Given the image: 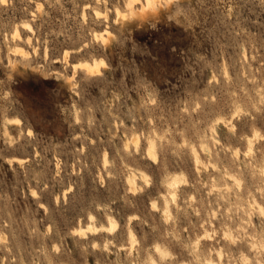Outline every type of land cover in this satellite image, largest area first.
Returning <instances> with one entry per match:
<instances>
[{
    "label": "rangeland",
    "instance_id": "obj_1",
    "mask_svg": "<svg viewBox=\"0 0 264 264\" xmlns=\"http://www.w3.org/2000/svg\"><path fill=\"white\" fill-rule=\"evenodd\" d=\"M124 2L0 3V264H264V0Z\"/></svg>",
    "mask_w": 264,
    "mask_h": 264
},
{
    "label": "bare ground",
    "instance_id": "obj_2",
    "mask_svg": "<svg viewBox=\"0 0 264 264\" xmlns=\"http://www.w3.org/2000/svg\"><path fill=\"white\" fill-rule=\"evenodd\" d=\"M135 1L136 0H126V2H124V4H125V8H124V10H120V9H118V8H116L115 10H116V15H115V17H117V19H121V20H126V19H129V18H132V17H141L143 14H148V13H150V12H152V10H155V7H156V3H157V0H142L141 2L142 3H140L141 4V6L138 8V10H136V8L134 7V3H135ZM140 2V1H139ZM115 8V7H114ZM156 11V10H155ZM155 11H153V12H155ZM95 14L96 15H100L101 14V12L100 11H98V10H95ZM105 16H106V14H105ZM22 23H23V21H22ZM21 23V24H22ZM24 25H26L27 27H30V25L27 23V22H24L23 23ZM104 30V29H103ZM14 33H12L13 35H17L18 37H20L19 35V31H18V28H17V25H16V28L14 29V31H13ZM11 34V35H12ZM10 35V36H11ZM97 38H99V39H102L103 41L105 40V33H99V32H95V34H94ZM107 36V35H106ZM12 37H14V36H12ZM12 47V46H11ZM19 46H14L13 48H8L9 50H13V51H16V52H19V53H21V54H24L25 52L23 51V48L22 49H20V48H18ZM7 49V48H6ZM46 52V51H45ZM46 54V53H45ZM10 57V56H9ZM244 57H245V54H244ZM10 59V58H9ZM9 61V60H8ZM68 62V61H67ZM104 61H103V58L102 57H93L92 59H90V60H86V59H84V60H81V61H79V62H77L76 64H73V66H72V68H73V70H74V72L76 71V69H77V67H81V68H83L84 70H85V72L86 73H88V74H91V75H95V74H97L98 72H100V66H101V64L103 63ZM105 65V64H104ZM225 72V71H224ZM73 73V72H72ZM72 76V75H71ZM253 78V77H252ZM230 82H231V80H230ZM237 103V102H236ZM238 105V104H237ZM236 105V106H237ZM238 107V106H237ZM239 108V107H238ZM236 109V108H235ZM240 110V109H239ZM235 112V111H234ZM234 112H233V114H234ZM232 115V114H231ZM14 119V118H13ZM12 118H11V121H14ZM216 119V118H215ZM218 119H220L219 117H218ZM217 120V119H216ZM17 121H14V123H16ZM19 122V121H18ZM17 122V123H18ZM116 123V122H115ZM209 124V123H208ZM230 125H231V123H230ZM231 127V126H230ZM213 129V128H212ZM253 133H254V130L252 131ZM142 133V132H141ZM137 135H133L131 138H129L132 142H134L135 144L138 142V133H136ZM148 134V133H147ZM154 134V133H153ZM210 135V134H209ZM208 135V136H209ZM256 135H257V133L255 132L253 135H252V137L253 136H255V138L254 139H256ZM149 137V136H148ZM213 137V136H212ZM245 137H246V135H245ZM126 138H127V136H126ZM151 138V137H150ZM214 138V137H213ZM247 138V137H246ZM260 138V137H259ZM149 139V138H148ZM147 139V140H148ZM153 139L154 138H152L151 140H148V144H147V148H146V153L148 154V156L149 157H151V158H155L156 157V151H155V144H154V141H153ZM248 139V142H246V144L248 143V149H247V152L249 151H251L252 150V140H251V137H248L247 138ZM134 146H136V145H134ZM200 146H201V143H200ZM199 146V147H200ZM136 148V147H135ZM192 148H193V146H192ZM134 149V148H133ZM136 150V149H135ZM233 150V149H232ZM237 150V149H236ZM190 151H191V148H190ZM195 151V150H194ZM196 152V151H195ZM246 151L244 152L245 154L247 153ZM192 153H194V152H192ZM233 154V153H232ZM250 154V153H249ZM105 155V154H104ZM194 155V154H193ZM192 155V156H193ZM236 156V155H235ZM102 159V158H101ZM104 159V158H103ZM194 160H195V162L197 163L198 162V160H199V158H198V156L197 155H195V157L193 158ZM105 161V160H104ZM155 161V160H154ZM106 162V161H105ZM105 164V163H104ZM253 164V163H252ZM212 166V165H211ZM255 166V165H254ZM264 166V165H263ZM264 168V167H263ZM262 168V169H263ZM132 172V174L130 175V176H127L128 178L126 179V181L128 180L129 181V183L131 184V186L132 187H136V186H134L135 185V178H134V176H135V173H133V171H131ZM260 172H262V174H263V170L261 171L260 170ZM142 173V172H141ZM129 174V173H128ZM223 174V173H222ZM141 176V175H140ZM228 176H230L229 174H228ZM142 177L143 178H145V177H147L144 173H142ZM231 177V176H230ZM227 178V177H226ZM229 178V177H228ZM231 178H233V177H231ZM183 181L184 179L182 178V175H178V174H174V175H172L168 180H167V186H168V188H169V192L168 193H170L169 195L174 199V196H176L177 195V189H176V187H177V185H178V183H180V181ZM235 181V183L237 184H239V182L238 181H240V180H238L237 178H235L234 177V179H232V181ZM165 183H166V181H165ZM234 183V184H235ZM235 184V185H236ZM238 186V185H237ZM131 187V189L132 190H135V189H133ZM213 187V186H212ZM216 188V187H215ZM167 190V189H166ZM249 191V190H248ZM164 196V195H163ZM251 196V195H250ZM191 197V196H190ZM252 197V196H251ZM164 200H165V203H166V205H165V207L163 208L164 210L162 211V212H164L166 215H168V213L170 212L169 211V206H168V202L166 201L167 199H165V197H164ZM163 200V201H164ZM245 200V199H244ZM254 201V200H253ZM154 203V202H153ZM254 203H256L257 204V208L259 209V211L260 212H262L263 213V207L259 204V203H257L256 201H254ZM155 205H156V202L154 203ZM153 204V205H154ZM177 204V203H176ZM248 204H250L249 202H248ZM249 206V205H248ZM250 207V206H249ZM250 210V209H249ZM256 210V209H255ZM258 211V213H260ZM171 214V213H170ZM212 214V213H211ZM247 215V214H246ZM262 215V214H261ZM93 216V215H92ZM170 215H168V217H169ZM90 218H92L91 216H90ZM109 218H110V216H109ZM166 218V217H165ZM91 220V219H90ZM110 220V219H109ZM167 220V219H166ZM165 220V221H166ZM169 220V219H168ZM91 223H93V222H91ZM109 223L111 224V226L112 225H114L115 224V222L114 223H112V218H111V220L109 221ZM251 223V222H250ZM211 224V223H210ZM89 225H91V224H89ZM92 225H94V224H92ZM91 225V226H92ZM90 226V227H91ZM110 226V225H109ZM224 226V225H223ZM226 226V225H225ZM92 228V227H91ZM90 228V229H91ZM93 229H94V226H93ZM76 230V229H75ZM79 230V229H78ZM92 230V229H91ZM95 231H96V229H94ZM81 231V230H80ZM223 231V230H222ZM212 232V231H211ZM205 233V232H204ZM224 233H225V231H224ZM226 233H228V232H226ZM85 234V233H84ZM207 235V234H206ZM225 235V234H224ZM228 235V234H227ZM251 236V235H250ZM196 237V236H195ZM208 237H209V235H208ZM211 237V236H210ZM226 237V236H225ZM228 237H230L229 235H228ZM129 239H130V241L133 243V242H135V240H134V233L132 232V231H129ZM198 239V238H197ZM196 241V240H195ZM195 241H194V243H195ZM155 243H156V241H155ZM193 243V244H194ZM197 243V242H196ZM107 244V243H106ZM198 244V243H197ZM259 244V243H258ZM129 245H131V244H129ZM157 245V243L154 245V246H156ZM196 244H194V246H195ZM133 246V245H132ZM154 246H153V248H154ZM164 246V245H163ZM197 246V245H196ZM251 246V245H250ZM105 247V246H104ZM131 248V247H130ZM129 248V249H130ZM194 248V247H193ZM192 248V249H193ZM217 248H219V247H217ZM262 248V247H261ZM195 249H196V247H195ZM194 249V250H195ZM255 249V248H254ZM155 250V249H154ZM159 251V253H160V255H161V253L162 254H164L165 253V251L159 246V248H158V250H156V252H158ZM219 251V252H218ZM218 251H216L217 253H216V255H217V257H219L220 255H221V252H220V250L218 249ZM225 253V252H224ZM258 253V252H257ZM197 254V253H196ZM159 255V254H158ZM151 256V255H150ZM162 257V256H161ZM244 258V257H243ZM151 259H153V257L151 256V258H149V260L148 261H150ZM209 260V259H208ZM245 260V259H244ZM137 262V261H136ZM241 262H243V260L241 261ZM185 263V262H184ZM146 264H148V262L146 263ZM213 264H214V262H213Z\"/></svg>",
    "mask_w": 264,
    "mask_h": 264
},
{
    "label": "clouds",
    "instance_id": "obj_3",
    "mask_svg": "<svg viewBox=\"0 0 264 264\" xmlns=\"http://www.w3.org/2000/svg\"><path fill=\"white\" fill-rule=\"evenodd\" d=\"M197 243H199V241H197ZM158 248L159 245H156L155 249L158 250ZM188 249H189L188 254L192 255L190 250L191 249L190 245L188 246ZM172 261H176V256L173 254V252L170 251L166 256L159 257V259L156 258L151 259L150 261H148V264H170V262ZM202 264H213V261L209 259L207 261L202 262ZM256 264H260V262L257 261Z\"/></svg>",
    "mask_w": 264,
    "mask_h": 264
},
{
    "label": "snow or ice",
    "instance_id": "obj_4",
    "mask_svg": "<svg viewBox=\"0 0 264 264\" xmlns=\"http://www.w3.org/2000/svg\"><path fill=\"white\" fill-rule=\"evenodd\" d=\"M4 2V0H0V3H3Z\"/></svg>",
    "mask_w": 264,
    "mask_h": 264
}]
</instances>
